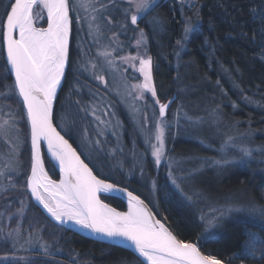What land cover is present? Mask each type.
Segmentation results:
<instances>
[{
	"label": "trees",
	"instance_id": "trees-1",
	"mask_svg": "<svg viewBox=\"0 0 264 264\" xmlns=\"http://www.w3.org/2000/svg\"><path fill=\"white\" fill-rule=\"evenodd\" d=\"M5 3L7 0H0V17L5 11ZM156 5L154 10L141 17L138 25H132L130 18L125 17L127 0L93 2L92 6L98 12L93 15L96 17L94 21L89 14L79 13L80 19H76L77 11L70 13L73 23L69 62L53 109L57 128L96 170L74 139L61 128L62 121L70 117L71 109L87 110V103L91 100L90 87L109 93L98 86L93 72L88 68L85 71V64L93 58L95 51L88 28L90 24L93 27L95 24L108 26V37L116 42L118 48L114 51L118 56L134 53L136 34L143 29L146 53L153 61V77L159 100L164 102L173 97L172 106H180L191 117L205 120L208 112L217 118L216 139L177 133L173 139H169L170 156L183 157L177 155V150L181 144L190 141L195 142L192 145L202 151V155L192 156L217 158L220 153L216 149L229 137L225 130L241 134L249 139L247 145L240 144L251 151L250 160L237 161L241 163L218 178L217 188L223 192L220 197L236 195L239 203L235 206L250 203L264 206V0H195L191 5L180 0H159ZM188 18L198 26L193 28L187 39H183ZM178 40L182 43L177 44ZM100 75L107 77L104 73ZM106 81L109 85L108 77ZM2 89L6 90L7 97L2 96L0 100L14 106L18 126L22 134L23 131L27 133L25 113L3 60L0 29V91ZM108 98L115 100L110 93ZM119 115L126 127L122 136L123 145L128 146L131 138L127 127L130 122L125 112ZM19 149L17 173L0 176V185H5L6 189L0 190V257H17L0 261V264H139L140 260L135 255L119 246L72 231L58 232L56 226L30 201L26 191L25 178L30 166L27 137H23ZM43 159L49 175L57 178L44 154ZM98 165L105 174L112 175L108 177L96 170L98 177L142 197L178 238L196 242L202 252L217 255L227 260L228 264H264V259H261L264 243L255 245L254 257L241 255L243 248L250 244L246 233H257L264 240V230L258 218L253 219L246 212H233L225 217L220 227L213 230L215 234L209 236L198 220L199 211L205 209L202 199L186 194L193 201L188 204L168 190L167 195H162L160 187V192L154 197L156 206H153L143 194L147 192L146 183H141L135 177L126 183L124 170L114 163L110 165L107 159H102ZM101 198L115 207H123L115 198ZM15 236H18V243L14 241ZM40 244L45 245V252L39 249ZM16 247L18 250H15ZM24 255L27 257L18 258Z\"/></svg>",
	"mask_w": 264,
	"mask_h": 264
},
{
	"label": "snow or ice",
	"instance_id": "snow-or-ice-1",
	"mask_svg": "<svg viewBox=\"0 0 264 264\" xmlns=\"http://www.w3.org/2000/svg\"><path fill=\"white\" fill-rule=\"evenodd\" d=\"M125 17L130 18L132 25H138L142 15L154 10L157 6L154 0H127ZM93 7L84 0H7L4 4V13L0 17V29L6 45L7 62L15 74V88L22 98L26 110L27 123L30 126L31 140V175L27 179V187L35 199L43 205L44 209L60 223L73 221L82 228L90 229L94 233L106 236L109 239H123L131 243L135 251L143 260L139 264H228L227 260L217 255L205 254L196 243L178 238L159 219H155L152 211L139 196L134 195L127 188L118 187L105 179L98 178L77 154L75 148L67 139L57 131L53 124V103L57 98V89L65 78L66 65L69 62V40L73 17L70 13L77 11L76 19H80L79 9L87 11ZM103 7V6H102ZM37 9H40L37 12ZM93 11L96 9L93 7ZM46 27H37L36 22L45 19ZM96 17H92L94 21ZM197 20L199 16L197 14ZM194 25L188 18L184 26V37L187 39ZM93 25H89V34ZM99 32V26H95ZM140 39L137 47L145 43L144 30H139ZM182 41L178 40L177 44ZM105 57L110 53H102ZM125 62L138 61V71L143 76L142 83L133 85L136 91L134 99L143 100L144 93H150L154 103L159 106V117L163 118L166 109L173 101L161 103L152 75V59L150 56L136 55L121 58ZM111 63V61H108ZM90 63V62H89ZM135 67V64H131ZM95 69L97 65L92 64ZM87 71V68H85ZM95 79L104 82L102 75L94 74ZM131 94V93H130ZM3 109H0V113ZM108 113H105L107 115ZM8 119L0 115V136L7 139L10 129L18 130V121L14 113L9 112ZM95 116V110H93ZM100 120L99 117H96ZM147 123V116H144ZM100 123H106L100 120ZM195 123V122H194ZM153 133L146 130L148 135L145 143L151 148V155L158 165L165 157V127L167 122L163 119L155 123ZM46 142L51 155L59 161L62 178L59 183L49 178L44 169L41 157V143ZM99 144L100 141H96ZM226 143H234L228 137ZM17 145L12 146L11 152L15 154ZM243 156H251V151L241 148ZM243 156L241 160H243ZM223 159V163H230ZM220 164L221 161H215ZM18 161L14 155H9L3 162L0 176L15 171ZM169 176L173 185L180 189L178 178ZM181 192L183 191L180 189ZM124 193L128 200V211L119 212L108 204L103 203L100 194ZM190 200L191 197H188ZM233 212H246L253 219L259 220L264 230V206L250 203L248 205L213 208L210 215H201L205 232L214 235V229L221 226L226 216ZM250 244L245 246L241 255L255 256L254 248L257 243H264L257 233H246ZM261 259H264L262 254Z\"/></svg>",
	"mask_w": 264,
	"mask_h": 264
},
{
	"label": "rangeland",
	"instance_id": "rangeland-1",
	"mask_svg": "<svg viewBox=\"0 0 264 264\" xmlns=\"http://www.w3.org/2000/svg\"><path fill=\"white\" fill-rule=\"evenodd\" d=\"M97 1L98 0H84L86 5L88 3H91V5H93V2L95 3ZM158 1L159 0H154V3L156 4ZM180 1L184 4L191 5L195 0ZM73 2H76V0H73ZM90 8L91 7H88L87 11H85L84 9H79L78 11L81 14H89V18H91L94 13L98 12H95ZM39 11L40 9H37V12ZM45 20L46 15L45 19L37 20L36 26L46 27ZM97 25L99 26L98 33L95 31V26ZM109 31L110 29L108 28V26L102 27V25L100 26L99 24L94 25L90 38L95 51L93 58L91 60L89 59L86 62L85 66L89 69L90 72H93L92 74L100 75L104 73L107 75L109 85H107V77L104 78L103 83L97 79L95 80V82L101 88L104 87L107 91H109L110 95H112L115 100L113 101L108 98L109 93H103V91H100L99 88L94 86L90 87V89H92L91 94H89L91 100L87 103V110L85 108L71 109L69 113L70 117L62 121L61 128L74 139V141L77 143L78 148H80V150L83 152V155L93 164V166L99 173L108 177L112 176L105 174V171H103L104 169L98 165L99 161H101L102 159H107V162L110 163V165L114 163V165H116L118 168L120 166V168L124 170V181L126 183H128V180L132 177H135L136 179L141 181V183H146L147 192L146 194H143L147 197V199L153 206H156L154 197H156L157 193L160 192L158 190L160 187L162 188V195H167L168 190L169 192H172L173 194L179 196L181 200L187 202L188 204H192L193 201L192 198L189 200V196H186V194H191L192 197H195V199H202L205 202V205L203 206L205 209L199 211L200 213L198 215V220L204 226V223L200 219L201 215H210L213 208L235 206V204L239 203L236 199V195L230 196V198L220 197L223 192L217 188L218 178L225 174V172L233 170L235 166H238V164L241 163L237 162L240 161L241 157L243 156V153L240 151V149H248V147L243 146V144L247 145L249 139L243 137L241 134L236 135L234 133H231L229 130H225L226 134H228L229 137H232L237 142L238 146H235L233 143H226V141L228 140V137H226L221 143L220 147L216 149L220 153V156L217 158L204 159L202 158L203 156H192L202 155V151L192 145L195 142L190 141L181 144V146L179 147L180 149L177 150V155L183 157L176 158L170 156L169 139H173L177 133H180L183 136H200L204 138L208 137L211 139H216V137H218L216 136V134H218V131L215 129V122L217 118L215 114H209L208 112L205 120H203L202 118L191 117L187 115L180 106H172L174 101L166 109L165 117L160 118L158 110L159 106L154 103V100L151 97L150 93H144L145 98L143 100L134 99L136 91L132 88V86L142 83L143 81V76L138 71L139 63L138 61L125 62L121 58L136 56L138 54L142 56H149L146 53L145 49L146 42L143 43L140 47H137V40L140 39V35L138 32L133 43L134 53L118 56L115 55L116 52L114 51L118 48V46L115 41L111 40L108 37ZM104 52H108L110 53V55L105 57L104 55H102V53ZM108 61H111V63H109ZM132 63L135 64V67L131 66ZM92 64L97 65V67L93 69L91 67ZM2 96L7 97L6 90L4 89L0 91V98ZM171 99L175 100L173 97H171L164 102H160L167 103ZM0 109H3V112L0 113V115H2L4 119H8L7 114L9 112L14 114L16 112L14 106L8 101L5 102L0 100ZM93 110H95V116L93 115ZM122 111L125 112L130 122V125L127 127V132L131 138L128 146L123 145L122 140L123 131L124 128H126L119 115L122 113ZM105 113L108 114L105 115ZM145 115L147 116V123L143 122ZM96 117H99L100 120H103L106 123H100V120H97ZM160 119H163L167 122V127H165L164 135L165 157H163L161 159V162L157 165L151 155V148L148 144L145 143V137L146 135H148V132L146 130H151V132L153 133L152 143H155L154 126L156 121ZM17 121H19V119H17ZM224 126L227 127V124H225ZM24 136L27 137V142L29 145V132L27 131V133L24 134L23 131L22 134L21 128L19 126L18 130L10 129L8 131L7 139H5L3 136H0V170H2L3 162L6 161L9 155H14V158L18 161V164H20L19 148L23 143ZM221 136L224 137V134H221ZM96 141H100V143L96 144ZM241 142L243 144H240ZM13 145H17L15 154L11 152ZM223 159H228L231 162L225 164L223 163ZM218 160L221 161L220 164L215 163V161ZM243 160H245L243 162L249 161L250 156H243ZM43 162L44 168L48 173L44 159ZM49 163V165L53 167L54 171L56 172L51 162ZM114 165L113 167H116ZM189 165L193 167H190ZM17 167L18 165L15 167V173H17ZM207 168L211 169L207 170ZM170 170L172 172V175L178 178L180 189L183 190L182 192L172 184L169 176ZM27 179L28 174L25 178V187L30 201L36 206L29 188L27 187ZM59 179L60 176L57 174V178H55V180L59 181ZM159 179L160 184L158 183ZM0 190H6L5 185L1 184ZM43 215L46 216L45 214ZM48 220L56 226L58 232L70 231L68 228L54 223L49 218ZM14 241L18 243V236H15ZM23 242L24 244L26 243V241ZM39 246V249L44 250L45 252V245L40 244ZM17 248L18 247H16L15 250H18ZM15 256L16 255H5L0 257V261L12 260L15 258ZM26 257L27 255L19 256L18 258L22 259Z\"/></svg>",
	"mask_w": 264,
	"mask_h": 264
},
{
	"label": "water",
	"instance_id": "water-1",
	"mask_svg": "<svg viewBox=\"0 0 264 264\" xmlns=\"http://www.w3.org/2000/svg\"><path fill=\"white\" fill-rule=\"evenodd\" d=\"M1 47H2V54H3V60H4V63H5V65H6V68H7V70H8V73H9V76H10V78H11V80H12V82H13V85L15 84V74H14V72H12L11 71V66L8 64V62H7V54H6V45L4 44V41H3V37H2V29H1ZM67 66V65H66ZM63 81V80H62ZM61 84H62V82H61ZM61 87V86H60ZM60 87L58 88V90H57V93H58V91H59V89H60ZM14 89H15V91H16V94H17V96H18V98H19V101H20V103H21V105H22V108H23V111H24V113L26 112V110L24 109V107H23V102H22V98L18 95V89H16L15 88V86H14ZM169 101H173L172 99L171 100H169ZM168 101V102H169ZM54 102H55V100H54ZM167 102V103H168ZM170 105V104H169ZM53 109H54V103H53ZM25 117H26V114H25ZM26 121H27V119H26ZM53 124H54V126H56V124H55V122H54V120H53ZM27 125H28V123H27ZM57 127V126H56ZM57 131H60L58 128H57ZM28 132H29V150H30V166H29V172H28V177L31 175V140H30V126L28 125ZM61 133V132H60ZM61 135H63L62 133H61ZM64 136V135H63ZM64 138L65 139H67L65 136H64ZM68 140V139H67ZM69 141V143L72 145V147L73 148H75L74 146H73V144L70 142V140H68ZM76 149V148H75ZM40 151H41V157H43V154H44V156L51 162V164L54 166V168H55V170H56V172H57V174L61 177V170H60V164H59V161L58 160H56L52 155H51V153L48 151V149H47V144H46V142H42L41 143V148H40ZM76 151H77V154L78 155H80V153L78 152V150L76 149ZM80 157H81V159L86 163V164H88L85 160H84V158L80 155ZM55 161L57 162V164H59V166H57L56 165V163H55ZM88 166L90 167V165L88 164ZM91 168V167H90ZM93 174H95L96 175V173L93 171ZM98 178H100V177H98ZM102 179V178H101ZM107 182H109V183H112V182H110V181H108V180H106ZM114 184V183H113ZM117 185V184H116ZM118 187H121V188H125V187H122V186H119V185H117ZM29 191H30V189H29ZM128 191H130L129 189H128ZM31 193V192H30ZM134 195H137V194H135V193H133ZM32 196V195H31ZM102 196H105V197H111V198H115V199H117V200H119L122 204H123V207L122 208H118V207H115L114 205H112V204H110V203H108V202H106V201H104L101 197ZM137 196H139V195H137ZM140 197V196H139ZM33 198V197H32ZM100 199L103 201V203H105V204H108L110 207H113V208H115L117 211H119V212H127L128 211V200H127V196H126V194H124V193H119V192H116V193H112V194H100ZM140 199H142L143 201H144V203L147 205V207L152 211V214H153V216H154V218L155 219H159L162 223H164L160 218H158V216L155 214V212H154V210L151 208V206L142 198V197H140ZM34 200V199H33ZM34 203L36 204V206L43 212V214H45L51 221H53L54 223H56V224H59V225H61V226H64V227H66V228H68L70 231H72V232H75V233H78V234H80V235H82V236H85V237H88V238H91V239H94V240H98V241H102V242H105V243H109V244H113V245H116V246H119V247H121V248H124V249H126V250H128V251H130L133 255H135L140 261H142L143 260V258L142 257H139V254L135 251V249H134V247L132 246V245H127V244H124V243H122V242H117V241H112V240H108V239H102V238H98V237H95V236H91V235H87V234H84V233H82V232H80V231H78V230H75V229H73V228H70V227H68V226H66V225H64V224H62V223H60V222H58V221H56V220H54V219H52L45 211H44V209L34 200ZM165 224V223H164ZM165 226L166 227H168L166 224H165ZM193 243H196V242H193ZM197 244V243H196ZM197 246L201 249V247L197 244ZM202 251V250H201ZM144 264H146V262H144Z\"/></svg>",
	"mask_w": 264,
	"mask_h": 264
},
{
	"label": "bare ground",
	"instance_id": "bare-ground-1",
	"mask_svg": "<svg viewBox=\"0 0 264 264\" xmlns=\"http://www.w3.org/2000/svg\"><path fill=\"white\" fill-rule=\"evenodd\" d=\"M47 26V25H46ZM58 90V89H57ZM43 160V159H42ZM49 161V160H48ZM50 162V161H49ZM55 163H56V165L57 166H59V164H57V162L55 161ZM45 169V168H44ZM93 170V169H92ZM46 171V170H45ZM48 174V173H47ZM97 175V174H96ZM48 176H49V178L50 179H52V180H54V181H56L57 183H59V181H60V179L62 178V174H61V177H60V179H59V181L58 180H55V179H53L49 174H48ZM30 192H31V190H30ZM32 195V194H31ZM33 197V196H32ZM33 199L44 209V207H43V205H41L36 199H35V197H33ZM44 211L51 217V215L47 212V210L46 209H44ZM52 219H54L53 217H51ZM55 220V219H54ZM64 225H66V226H68V227H70V228H73V229H75V230H78V231H80V232H82V233H84V234H87V235H91V236H95V237H98V238H102V239H108V240H112V241H117V242H122V243H124V244H127V245H131V243L130 242H128V241H126V240H123V239H118V240H113V239H109V238H107L106 236H103V235H101V234H98V233H94V232H92L90 229H85V228H82V227H80L79 225H77V224H75L73 221H68V222H66V223H63Z\"/></svg>",
	"mask_w": 264,
	"mask_h": 264
},
{
	"label": "flooded vegetation",
	"instance_id": "flooded-vegetation-1",
	"mask_svg": "<svg viewBox=\"0 0 264 264\" xmlns=\"http://www.w3.org/2000/svg\"><path fill=\"white\" fill-rule=\"evenodd\" d=\"M91 168H92V166H91ZM92 169H93V168H92ZM93 171L98 175V173H97L98 171L96 172V170H94V169H93Z\"/></svg>",
	"mask_w": 264,
	"mask_h": 264
}]
</instances>
